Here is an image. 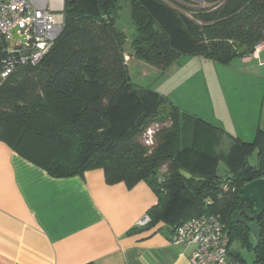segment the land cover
I'll return each mask as SVG.
<instances>
[{
	"label": "trees",
	"instance_id": "trees-1",
	"mask_svg": "<svg viewBox=\"0 0 264 264\" xmlns=\"http://www.w3.org/2000/svg\"><path fill=\"white\" fill-rule=\"evenodd\" d=\"M122 1L64 0L65 27L50 52L0 89V140L56 178L103 169L109 185L146 182L158 198L146 226L162 222L175 233L192 218L215 215L228 230L230 255L249 264L231 250L237 242L253 253L251 264H264V213L259 242L233 220L241 189L264 178V131L219 157L212 148L217 131L209 123L133 85L127 37L117 27ZM127 1L136 29L134 57L163 70L183 56L230 65L264 43V0ZM152 124L162 128L148 147L143 132ZM254 150L257 161L250 164ZM178 167L212 181L186 180Z\"/></svg>",
	"mask_w": 264,
	"mask_h": 264
},
{
	"label": "crops",
	"instance_id": "crops-1",
	"mask_svg": "<svg viewBox=\"0 0 264 264\" xmlns=\"http://www.w3.org/2000/svg\"><path fill=\"white\" fill-rule=\"evenodd\" d=\"M157 204L146 182L109 185L103 169L56 178L0 140V264H191L195 247L169 225H140Z\"/></svg>",
	"mask_w": 264,
	"mask_h": 264
},
{
	"label": "rangeland",
	"instance_id": "rangeland-1",
	"mask_svg": "<svg viewBox=\"0 0 264 264\" xmlns=\"http://www.w3.org/2000/svg\"><path fill=\"white\" fill-rule=\"evenodd\" d=\"M169 2L174 4L176 1ZM200 2L202 5L206 3L205 0ZM121 4L117 27L127 37L125 53L132 57L128 62L132 84L159 92L180 110L209 123L217 131L212 148L219 151L215 153L219 157H228L240 141L253 143L259 130L264 131V49L258 56L254 55L256 48L254 53L245 56L252 58L249 64L236 60L224 65L200 56H183L163 70L134 57L131 43L136 29L131 20L130 4L127 0ZM154 125L148 126L145 131ZM161 128L162 125H159L158 129ZM248 160L250 164L256 163V150L250 152ZM226 166L222 159L219 163L220 177L225 176ZM231 250L239 251L249 264L254 260L253 253L237 242Z\"/></svg>",
	"mask_w": 264,
	"mask_h": 264
},
{
	"label": "built area",
	"instance_id": "built-area-1",
	"mask_svg": "<svg viewBox=\"0 0 264 264\" xmlns=\"http://www.w3.org/2000/svg\"><path fill=\"white\" fill-rule=\"evenodd\" d=\"M52 1L59 10L51 7ZM65 22L64 0H0V89L20 69L36 67L43 61L61 36ZM262 49L264 43L257 45L254 55ZM154 126L143 135L148 147L154 145L159 130L158 124ZM149 222L146 217L140 225ZM173 240L195 247L191 264H242L230 255L228 230L215 215L186 221L176 229Z\"/></svg>",
	"mask_w": 264,
	"mask_h": 264
},
{
	"label": "water",
	"instance_id": "water-1",
	"mask_svg": "<svg viewBox=\"0 0 264 264\" xmlns=\"http://www.w3.org/2000/svg\"><path fill=\"white\" fill-rule=\"evenodd\" d=\"M178 171L186 180H193L197 183H211L212 181L210 177L195 175L182 167H178ZM263 213L264 178L249 182L241 189L240 209L233 214V220L237 223H244L259 242L261 239L259 220Z\"/></svg>",
	"mask_w": 264,
	"mask_h": 264
}]
</instances>
